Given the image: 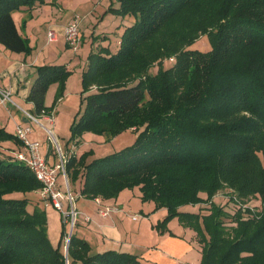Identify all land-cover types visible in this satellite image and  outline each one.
<instances>
[{"label":"trees","instance_id":"16d2710c","mask_svg":"<svg viewBox=\"0 0 264 264\" xmlns=\"http://www.w3.org/2000/svg\"><path fill=\"white\" fill-rule=\"evenodd\" d=\"M36 3L45 0H0L6 49L31 52L12 11ZM105 12L134 20L115 51L89 52L81 74L84 106L70 140L77 144L85 131L114 136L126 129L135 138L91 159L92 151L72 153L65 165L69 184L79 179L81 196L106 199L138 186L141 201L166 209L154 229L167 231L176 217L196 233L199 264H264V208L229 211L212 201L220 189H230L233 201L264 200V0H118ZM201 35L208 51L191 47ZM70 73L64 64L36 66L26 96L34 116L52 113ZM53 83L55 100L47 107ZM10 139L0 128V141ZM40 186L25 165L0 151V264H148L128 252L94 251L74 231L65 252L64 231L54 246L44 209L27 195ZM202 203L208 205L185 208Z\"/></svg>","mask_w":264,"mask_h":264},{"label":"crops","instance_id":"0c3cea01","mask_svg":"<svg viewBox=\"0 0 264 264\" xmlns=\"http://www.w3.org/2000/svg\"><path fill=\"white\" fill-rule=\"evenodd\" d=\"M91 1L94 2V0ZM104 2L107 6L109 4H111V7L118 6V0H104ZM88 3H90V1ZM84 4L85 3H77L78 6H76L75 0L69 4L68 2L66 4L64 0H45L44 4L36 3L31 7L23 6L18 10L12 11V18L16 28L22 36L28 39V44L31 46L32 50L28 55H25L22 52H12L0 43V89H9L11 91V99L15 103L11 102V104L6 102L4 105H0V128L4 131L13 135L17 124H27L30 127L31 123L37 124L36 126L39 125L25 113L27 112L34 116L32 114L33 105L26 101V96L36 76V66L42 64H64L67 69L71 71L66 79V86H70L72 82H75V86L78 88L81 85V76L78 71L81 70L82 73L87 62V60L83 62L85 53H87L89 49L95 51L100 47H108L110 50V42H107L106 45L101 43L98 45L104 34L96 36V34H93L94 30H90L91 37L87 38L85 32H87L88 28H84V30L80 28L81 46L77 51H73L66 43L64 37L65 26L73 17H80L75 11ZM116 17L120 18V26L123 25L125 27L131 23L127 16L121 17L117 15ZM79 19L81 22L83 17L81 16ZM88 21L93 24L91 15ZM80 25L81 23L79 27ZM50 28L54 29L56 33V39L53 42L47 41V31ZM119 39V37L116 39L117 45ZM116 49L117 47L110 51L113 52ZM77 62L78 66H76ZM56 88L57 84L53 83L48 87L45 93L44 104L47 107L50 105L49 95L55 92ZM65 95H68V92L64 91V96ZM51 114L53 117L51 124L47 120V115L34 117L45 126L49 125V127L51 126L53 128L56 121L58 122L63 115H60L57 106L53 108ZM40 126L41 125H39V127ZM29 138L40 142V151L49 164L56 162L55 160L53 162L49 160L50 157L57 155L50 141L43 144L40 139V133H38V131H33L32 128L29 133ZM19 147L20 142L16 138L0 141V151L7 155H9L12 150H16ZM66 147H68V144L65 145V150H63L65 153L69 152ZM69 153L70 155L72 153L77 154V151L71 149ZM92 155H90L88 159ZM125 190L126 189H123L117 197L109 199L101 197L86 198L81 196L78 192L76 196H80L82 199H79L75 203L79 215L76 224L78 228L73 231L79 237L87 240L94 251L113 249L119 252H128L136 255L141 261L148 264L200 263L201 244L198 243L196 233L192 229L184 227L175 217V223H173L175 219H171L166 225L168 230L159 233L154 229V225L161 220V216L166 209L162 207V209L156 211L154 214H145L142 211V207L148 206L151 210L154 203L148 202L142 204V201H139L137 198L136 202H138V207L134 208L129 206L131 196L128 197V204L126 206L123 198L120 197L121 195L127 196L129 194L128 191ZM20 195L21 194H15V196ZM27 195H34L41 206L43 201L40 199L38 190ZM140 195L141 193L138 191V197ZM97 199H99L100 202H98ZM203 204L205 203L201 205ZM105 206L110 207L111 211L108 215L104 216L99 210L103 209ZM196 206H187V208L198 210ZM134 209L139 211V213L136 214V212H133ZM54 212L57 214L56 211ZM201 212L205 213L207 210H201ZM135 215L137 218L132 219V216ZM145 215L148 217V220L142 219V216Z\"/></svg>","mask_w":264,"mask_h":264},{"label":"rangeland","instance_id":"374dc122","mask_svg":"<svg viewBox=\"0 0 264 264\" xmlns=\"http://www.w3.org/2000/svg\"><path fill=\"white\" fill-rule=\"evenodd\" d=\"M73 1V0H72ZM71 0H64V2L68 4L71 2ZM90 1V3H88ZM76 2V6L77 3H85L84 5H81L80 8H78L75 13L79 14V16L83 17V19H79V24L81 30H84V28H88L86 35L87 38H90V30H94L93 34H96V36L98 35H102L104 34V36L106 37V39L101 40L98 45L101 43L103 45H106L107 42H110V50H113L117 47V42L116 39L122 34L123 30H124V26L123 25H119L121 24L120 22V18L116 17L117 15L112 14L110 12H105L109 6H111V4H109L107 6V4L104 2V0H99V1H95L92 2L91 0H75ZM84 14V15H82ZM88 14V15H87ZM87 15V16H86ZM92 16L93 18V24L90 23L88 21L89 16ZM79 17V18H80ZM128 19H130V21L134 20L133 16H127ZM126 19V18H125ZM89 24V25H88ZM98 40V39H96ZM95 40V41H96ZM81 46V44L79 45ZM192 48H196L200 51H208L210 49V43H209V39L207 37V35H201L199 36L194 43L191 46ZM97 49V47H96ZM90 50V49H89ZM87 51V53H85V57L84 60H87V56L89 54V52L91 51ZM96 51V50H95ZM174 58H167L162 60V66L163 67H169L172 63H173ZM75 64V63H74ZM78 66V62L77 65ZM159 64H153V66L149 69V73L154 74L157 71ZM78 73L81 76V70L78 71ZM76 83L72 82L69 85L66 86L65 83V88L64 91L68 92V95L64 96V92H63V96H61V98L56 102V106H57V110L59 111L60 115H63L62 118H60L58 120V122L56 121L55 126L52 128V131L54 133V136L57 138L56 141L58 142L59 146L61 147L62 151L65 150V145L68 144V147H66V149L70 152V150L72 149L73 151H77V156H80L81 154H83L84 152H89L92 151L94 155H92L89 159H91L94 156H103L105 153H108L109 151L112 150H117L119 149L121 146L126 145L127 143L131 142L134 138H135V130L132 129H126L123 130L119 133H117L114 136H109L106 134H97L94 133L92 131H85L82 133L81 138L79 140V142L77 144H74L72 140H70V135H71V130H70V125L73 122L74 118L76 117V115L83 109L84 106V102L81 101L80 98V93L82 90V84L76 88ZM48 90V89H47ZM55 92L51 93L49 95V100H50V105L54 102L55 100ZM11 103V102H9ZM12 104V103H11ZM37 124L31 123V128L33 129V131L40 133V139L43 142V144H45L46 142L50 141L52 142V144L54 145V142L51 141V138L49 137V134L47 133L46 129L43 126H36ZM44 125V124H43ZM45 126V125H44ZM46 127L48 128L49 125ZM77 147V148H76ZM64 152V151H63ZM49 160H51L52 162L55 160H58V155H55L54 157H50ZM63 189H66V183L65 180H63ZM80 184L82 185V181H80L79 179L77 181H75L74 183H70V190L72 192V194L76 197L74 198L75 203L79 200L82 199L80 196H76L78 194V192L80 191ZM140 188L138 186H134L132 188H126L125 191H128V195H121L120 197L123 198V201L125 202L126 206L128 204L127 199L128 197L131 198L130 204L129 206H132L134 208L138 207V202H136V199L138 198L139 201H141V195L138 197V191ZM230 189H220L217 191V193L213 196L212 201L218 205V206H222L223 209H228L229 211H233V209L235 207L241 209L243 212L246 213V208L248 207L251 211H254L255 213L259 212L260 210H262L264 208V200H262L260 197L258 196H252L249 197L247 199H238V201H233V195H231L230 193ZM141 193V192H140ZM32 198H35L34 195L31 196ZM232 199H231V198ZM86 199V198H83ZM230 199V200H229ZM85 201V200H82ZM154 203L153 201H143L142 200V204L143 203ZM204 205V206H203ZM203 205H198L196 207H206L208 204L205 203ZM234 206V207H233ZM155 205L153 204L152 209L150 210L148 208V206H145L144 208L142 207V211L143 213H150V214H154L156 211H159L162 208H157L154 209ZM41 208L44 209L45 213H46V217H47V225H48V237L51 241V243L56 246L61 238V231H64V234H69L70 229L72 228L70 226V224L64 223L62 221L61 218V214L60 212L55 209L53 206L51 205H47L45 206L44 202L41 203ZM76 208V207H75ZM187 208V207H185ZM203 210V209H202ZM56 211L57 214L54 212ZM52 214H51V213ZM133 212L139 213V211H136L134 209ZM167 214V212L165 211L164 214L161 216V220L164 218V216ZM142 219H147L148 217L142 216ZM173 219V218H172ZM174 222L176 221V218H174ZM64 225V226H63ZM174 225V224H173ZM64 227V229H63ZM78 228V225H75L72 228L76 230ZM63 241L65 242V239L61 240V246L63 245Z\"/></svg>","mask_w":264,"mask_h":264},{"label":"built area","instance_id":"2783aa9c","mask_svg":"<svg viewBox=\"0 0 264 264\" xmlns=\"http://www.w3.org/2000/svg\"><path fill=\"white\" fill-rule=\"evenodd\" d=\"M65 41L68 46L73 50L77 51L81 44L79 18L77 16L70 19V21L65 26L64 31ZM56 39V33L54 29H49L47 31V41L53 42ZM6 102H13L11 99V91L9 89H0V105H4ZM15 104V103H14ZM29 118L37 122L39 125L43 126L51 141L54 142V149L57 152L58 160L49 164L46 158L42 155L40 151V142L38 140H32L29 138V133L31 127L27 124H17L14 129V137L20 142V147L16 150H12L9 155L13 161L19 162L25 165L38 179L41 186L38 189L40 199L44 202L45 206L51 205L57 209L60 214L62 221L64 223L70 224L73 228L78 221V211L74 205V198H76L71 190L68 177L65 172V165L70 156L69 152H63L59 146L56 138L54 137L51 127L44 126L41 122L37 120L36 117L25 112ZM43 116V115H42ZM48 121L51 124L53 117L52 114L47 115ZM63 180L66 183V189H63ZM98 202L99 199H97ZM111 208L105 206L100 209L99 212L102 215H108ZM88 218V217H87ZM136 215L132 216V219H136ZM67 237L65 238L66 243Z\"/></svg>","mask_w":264,"mask_h":264},{"label":"water","instance_id":"95a60500","mask_svg":"<svg viewBox=\"0 0 264 264\" xmlns=\"http://www.w3.org/2000/svg\"><path fill=\"white\" fill-rule=\"evenodd\" d=\"M71 233H72V228L70 229V232L67 235V240H66L65 247H64L65 251L67 250V245H68V241H69V237H70Z\"/></svg>","mask_w":264,"mask_h":264}]
</instances>
